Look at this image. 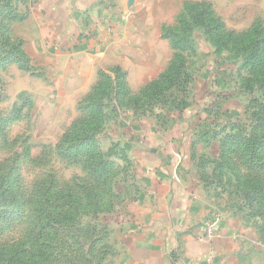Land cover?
<instances>
[{
	"label": "crops",
	"instance_id": "1",
	"mask_svg": "<svg viewBox=\"0 0 264 264\" xmlns=\"http://www.w3.org/2000/svg\"><path fill=\"white\" fill-rule=\"evenodd\" d=\"M163 3L19 0L17 10L26 17L12 24L11 33L23 40L37 75L27 76L15 63H7L4 72L18 71L17 80H47L50 130L61 134L78 116V102L100 71L120 67L133 90L162 73L172 53L161 33ZM182 127L157 131L161 140L144 141L160 158L149 163L146 153L138 157V196L110 225L117 238L113 263L264 264V240L254 222L241 208H216L188 171L190 142ZM216 211L220 220L208 238L205 223Z\"/></svg>",
	"mask_w": 264,
	"mask_h": 264
},
{
	"label": "trees",
	"instance_id": "2",
	"mask_svg": "<svg viewBox=\"0 0 264 264\" xmlns=\"http://www.w3.org/2000/svg\"><path fill=\"white\" fill-rule=\"evenodd\" d=\"M17 1L0 0V67L13 61L23 69L28 66L30 69V58L23 50V40L11 33L12 24L26 17L19 14ZM187 11L190 22L204 30L217 51L227 49L242 54L243 66L248 67L254 77L261 76L262 79L245 80V89L252 92L251 83L258 82L264 95V27L256 23L240 34L226 30L207 2L191 4ZM162 36L170 39L176 50L180 46L189 47L186 36H179L168 28L163 30ZM177 54L159 77L149 81L132 96L126 83V73L120 67H114L111 72L100 71L91 90L78 102V116L54 144H43L40 153L32 156L31 144L26 138L27 143L23 140L24 148L21 151L13 149L0 158V233L11 229L17 222L24 226L21 237L0 241V264H78L76 258L67 254L65 245H77L78 248L72 252L81 254L77 251L84 245L81 238L87 235L91 237L103 229L99 224L90 227L87 219H97L99 214L114 210L115 199L122 193L118 187L120 181L115 179L119 165L112 156L117 145L105 151L97 140L106 121V100L109 98L110 102L121 104L122 100L127 99L134 109H144L148 105L146 102L160 96L165 85L177 82L184 73L181 55ZM260 106L251 112L254 125L249 130L234 124V131L223 137L219 155L213 160L220 167L218 175L214 176L215 169H208L205 175L202 173L206 183L219 181L222 189L224 185L226 189H241L240 197L251 208V216L264 214V178L255 173L264 167V104ZM116 108L114 105L112 109L114 116ZM22 111V105H17L10 113L0 112V146L12 149V145L18 142L19 136L10 138L7 127L21 117ZM119 155L124 157L122 152ZM52 157L78 164L85 175L81 176L83 178H73L72 183L61 184L56 175L48 171L36 178L29 188L25 187L21 175L25 160L42 165L49 163ZM233 157L241 158L245 170L231 162L232 177L224 180L220 165ZM235 165L238 169L234 168ZM236 183L243 184V189L240 186L237 188ZM97 226H100L99 230ZM68 229L74 232L65 234ZM98 236L91 238L84 247L87 264L89 257H96L94 252L97 247H102L100 242L107 236V231H99Z\"/></svg>",
	"mask_w": 264,
	"mask_h": 264
},
{
	"label": "rangeland",
	"instance_id": "3",
	"mask_svg": "<svg viewBox=\"0 0 264 264\" xmlns=\"http://www.w3.org/2000/svg\"><path fill=\"white\" fill-rule=\"evenodd\" d=\"M200 2L209 3L214 16L223 23L224 29L236 34L250 30L256 23H260L264 27V0H164L162 13L165 15L166 21L161 25L162 32L168 28L169 31L179 36H186L189 40V47L180 46L176 50L170 39L166 38L172 53L164 70L167 69L174 55L179 53L185 77L182 73L177 82L165 85L162 94L146 102L148 105H145L144 109H134L127 99L122 100L121 104L116 101L114 104V101L110 102L109 98L106 100L104 108L106 121L97 140L105 151L110 146L117 145L112 156L115 157L114 160L119 165L115 171V179L120 181L118 187L122 193L117 200L115 199L114 210L99 214L97 219H87L88 221H86L90 227L99 224L103 228L99 230L100 226H97L100 233L103 230L107 231V236H104L100 242L102 247H97V251L94 252L96 257H89V264H114L116 250L112 242L115 237L114 230L110 225L115 222V213L126 209L129 203L138 196L140 190L137 177L138 157H140V153H146L149 163L160 158L155 149L151 151L150 146L144 145V143L146 140L149 142L161 140L159 136L162 134H158L157 131H170L174 126H183L184 135L190 142L186 151L189 159L187 162L188 171L190 170L195 175L197 183L204 188V191L214 198L216 208L235 206L243 209L248 219L254 222L260 238L264 240V214L261 216L249 214L251 208L240 197L241 189L240 191H236L235 187L226 189V185H224L223 187L226 189L224 190L218 184L219 181L210 184L202 178V173L207 174L208 169L211 171L215 169L214 176L218 175L220 167L213 160L217 159L219 155L223 137L234 131V124H240L247 130L254 125L251 112L264 104V95H262L258 82L251 83L252 92L245 89V80L262 79L261 76L254 77L250 74L249 68L243 66L241 53L236 54L227 49L217 51L204 30L191 23L187 8L191 4ZM8 63H15L20 71L27 76L37 75L36 67L33 65L30 66V69L29 66L23 69L16 62ZM6 64L4 63L0 67V112L10 113L17 105H22L23 111L21 117L10 122L7 127L10 138L19 136V140L15 145H12V149L9 146H0V158L6 156L13 149L21 151L24 148L23 140L27 143L26 138L29 145L31 144L30 154L36 156L40 153L43 144H54L64 131L60 134L58 130H50L52 119L46 114L47 105L44 99L46 85H48L46 84L47 80H17L15 75L18 71L13 72L12 69H7L4 72ZM126 83L130 96L137 94L147 84L133 90L129 86L128 80ZM254 99L255 101H253ZM114 105L117 106L116 116L112 112ZM120 152L124 157L119 155ZM231 162H235L241 170H245L241 158L227 159L224 164L220 165L224 180L227 177H232ZM236 165L234 168H237ZM48 171H52L61 184L72 183L73 178H83L81 176L85 175L78 164H70V162L62 161L59 158L52 157L49 163L45 162L42 165H35L25 160L21 170L25 187L29 188L36 178L45 175ZM257 171L255 173L264 178V167ZM236 186L237 188L240 186L242 189L244 187L243 184L237 183ZM215 213H219V211ZM99 231H96V234L94 233L91 237L87 235V238H81V242L83 241L85 245L82 244L81 248L77 250L81 254L72 252L78 248L77 245L72 247L65 245L67 254L76 258L78 264H87L84 247H87L91 238L98 236ZM73 232L72 229H68L65 234ZM23 234L24 226L21 222H17L11 229L0 233V241L13 240Z\"/></svg>",
	"mask_w": 264,
	"mask_h": 264
},
{
	"label": "built area",
	"instance_id": "4",
	"mask_svg": "<svg viewBox=\"0 0 264 264\" xmlns=\"http://www.w3.org/2000/svg\"><path fill=\"white\" fill-rule=\"evenodd\" d=\"M220 220V214H215L213 218L207 221L205 224V233L208 238H211L214 235V232L217 229L218 222Z\"/></svg>",
	"mask_w": 264,
	"mask_h": 264
}]
</instances>
